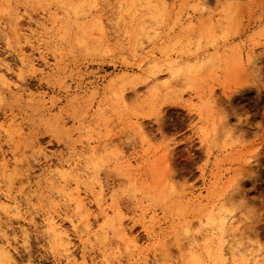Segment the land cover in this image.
Returning a JSON list of instances; mask_svg holds the SVG:
<instances>
[{
    "label": "rangeland",
    "instance_id": "rangeland-1",
    "mask_svg": "<svg viewBox=\"0 0 264 264\" xmlns=\"http://www.w3.org/2000/svg\"><path fill=\"white\" fill-rule=\"evenodd\" d=\"M262 143L264 0H0V264H264Z\"/></svg>",
    "mask_w": 264,
    "mask_h": 264
},
{
    "label": "bare ground",
    "instance_id": "bare-ground-1",
    "mask_svg": "<svg viewBox=\"0 0 264 264\" xmlns=\"http://www.w3.org/2000/svg\"><path fill=\"white\" fill-rule=\"evenodd\" d=\"M72 10V9H71ZM76 10V9H75ZM74 11V10H73ZM74 13H75V11H74ZM76 15V14H75ZM257 53V52H256ZM256 53L255 52H252V53H250V60L251 61H253L254 62V65H255V62H256ZM252 62V63H253ZM256 64H257V62H256ZM259 64V63H258ZM28 67H30L31 69H35V63L32 61V60H28ZM176 71H179L180 72V70H176ZM172 73V72H171ZM173 74V76L174 75H176V74H174V72L172 73ZM177 74H178V72H177ZM134 96H136V94H133ZM132 95V96H133ZM120 96H122V100L124 101V102H126L125 100L127 99V96L126 95H123V94H121ZM138 96V95H137ZM136 96V97H137ZM129 98H130V96H129ZM136 125H138V124H136ZM214 127H216L215 125H214ZM144 130V128H143V125L142 124H139L138 126H137V130H136V132L137 131H139V133L141 132V134H142V131ZM60 167L62 168V169H64V167H70V164H66V165H64L63 163H60ZM75 202H76V206H77V209H78V211H80V212H82V211H84L85 210V208H86V206L82 203V201H79L78 199H76L75 200ZM99 208L100 209H102V206L101 205H99ZM100 211V210H99ZM102 213H103V215H104V218H107L108 217V214H107V211L105 210V209H102ZM231 219V218H230ZM232 220H233V218H232ZM232 220H231V222H232ZM235 220V219H234ZM233 220V222L229 225L230 227L229 228H227V230L226 231H224V233L225 234H227L228 232V230L229 229H233V227H236L235 225L236 224H238L237 222V220H235L234 221ZM229 223H230V220H229ZM225 224V223H224ZM224 226V225H223ZM119 227V226H118ZM225 227V226H224ZM75 228V227H74ZM120 228V227H119ZM89 229L91 230V226H89ZM226 229V228H225ZM224 229V230H225ZM50 232L52 233V235H54V238H55V240L57 241V242H59V244H60V246H62L63 247V249H64V251H65V253H66V261H67V264H80V263H78V261L76 260V257L72 254V253H70V247H69V245H70V241H71V237H70V235L68 234V232L66 231V229L64 228V226L62 225V223H58V222H56V221H52L51 223H50ZM234 232V231H233ZM230 233H231V231H230ZM230 233H228V235L230 234ZM236 233V232H235ZM120 235H123L124 237L125 236H127L128 234H125L123 231L121 232V234ZM226 237V236H225ZM231 237H233V236H231V234H230V238ZM235 237V236H234ZM120 238V237H119ZM228 238V237H227ZM229 238V239H230ZM232 240L234 241V239L232 238ZM232 240H230L231 242L230 243H232ZM236 240V239H235ZM225 241H227L226 240V238H225ZM229 241V240H228ZM226 243V242H225ZM229 242H228V249H229V244H230ZM234 243V242H233ZM237 244H238V242H236ZM236 243H234L235 244V246L237 245ZM234 245L232 244V249L231 250H233L234 249V247H233ZM12 248H13V246H12V244H9L7 247H5V251H6V256H7V258H13V256H12ZM223 248H224V245H223ZM3 250V251H4ZM15 250V249H14ZM236 250V249H235ZM4 251V252H5ZM231 252H234V250L233 251H231ZM230 252V253H231ZM225 254V253H224ZM233 254V253H232ZM235 254V253H234ZM86 255H87V253H85V252H83V254H82V260H83V262L81 263V264H87V257H86ZM223 255V254H222ZM221 255V256H222ZM7 258H5V259H7ZM223 258V257H222ZM10 259V260H11ZM8 260V259H7ZM6 260V261H7Z\"/></svg>",
    "mask_w": 264,
    "mask_h": 264
},
{
    "label": "snow or ice",
    "instance_id": "snow-or-ice-1",
    "mask_svg": "<svg viewBox=\"0 0 264 264\" xmlns=\"http://www.w3.org/2000/svg\"><path fill=\"white\" fill-rule=\"evenodd\" d=\"M261 148L264 149V143H262Z\"/></svg>",
    "mask_w": 264,
    "mask_h": 264
}]
</instances>
